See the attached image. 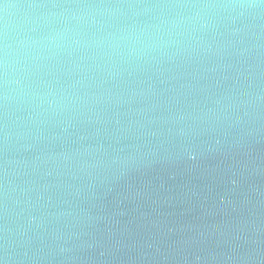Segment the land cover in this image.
I'll use <instances>...</instances> for the list:
<instances>
[{
	"label": "water",
	"instance_id": "water-1",
	"mask_svg": "<svg viewBox=\"0 0 264 264\" xmlns=\"http://www.w3.org/2000/svg\"><path fill=\"white\" fill-rule=\"evenodd\" d=\"M250 23L259 32L264 19ZM255 42L245 38L238 47ZM150 55L156 59L114 57L112 70L126 69L114 79H107L111 65L100 58L99 67L88 61L90 70L78 76L62 65L54 69L52 86L68 91L62 103L75 101L81 119L93 115V106H79L85 91L109 89L119 106L101 112L112 124L74 125L71 135L61 133V117H47L46 139L17 156L29 162L30 174L16 178L21 203L9 202L7 214L0 142V258L10 239L19 254L10 264H264V101L237 108L264 95V52L257 61L254 51L245 63L231 47L175 60ZM178 116L182 137L168 131ZM150 118L158 120L152 126L161 129L158 135L143 134L136 123ZM81 146L100 152L58 160L59 167L43 163Z\"/></svg>",
	"mask_w": 264,
	"mask_h": 264
},
{
	"label": "clouds",
	"instance_id": "clouds-1",
	"mask_svg": "<svg viewBox=\"0 0 264 264\" xmlns=\"http://www.w3.org/2000/svg\"><path fill=\"white\" fill-rule=\"evenodd\" d=\"M258 19H264V0H24L22 3L0 0V142L6 154L3 163L6 214L9 202L13 206L21 203L19 195L23 189L18 191L16 178L30 174L25 170L29 169V162L17 156L33 150L46 139L41 127L47 117H61L60 131L65 135H71L69 129L74 125L113 123L110 116L100 118L101 112L112 105L113 94L109 89L85 91L79 98L81 108L93 106L88 107L93 115L87 120L81 119L83 113L77 110L75 101L71 106L62 103L68 99V91L52 86L57 66L62 65L63 72L78 76L90 70L88 61L99 67L96 61L100 58L111 65L107 79H114L126 71L112 70L116 67V56L134 55L136 60L147 62L156 59L150 55L156 53L161 58L175 60L192 53L216 55L229 47L236 50L241 63L247 62L254 51L259 61V54L264 52V26L256 32L253 28L257 26L250 23ZM253 37L255 43L238 47L245 43V38ZM248 71H253L252 65ZM238 73L248 81V76L239 70ZM76 83L83 81L77 79ZM241 95L251 97L250 93ZM260 101H264L262 94L254 100H241L237 108ZM112 106L118 107L119 100ZM115 115V124L120 125V114ZM183 119L182 116L171 118L168 122L173 127L168 131L184 136ZM157 122V118H150L136 123L143 134L155 136L161 132L160 128L152 127ZM55 138L59 139V134ZM98 152V148L81 146L59 157L43 159V163L51 161L59 167L58 160L67 164ZM84 166H88L86 162ZM34 220L35 217H30L29 223ZM5 232L9 238L12 236L11 229L6 228ZM18 255L10 239H6L0 264L15 262ZM23 256L27 257V252Z\"/></svg>",
	"mask_w": 264,
	"mask_h": 264
}]
</instances>
